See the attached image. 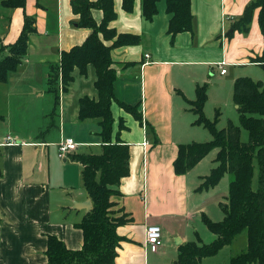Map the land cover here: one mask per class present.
<instances>
[{"label":"crops","instance_id":"crops-1","mask_svg":"<svg viewBox=\"0 0 264 264\" xmlns=\"http://www.w3.org/2000/svg\"><path fill=\"white\" fill-rule=\"evenodd\" d=\"M251 1L191 0L192 31L172 38L167 33L171 14L166 11L165 0L158 1L151 20L143 17L141 0L134 1L131 12L122 9L121 0H114L117 15L110 26L141 35L139 44L111 50L117 68L114 94L117 100L139 103L142 116L139 122L115 100L111 104L113 133L122 118L127 128L120 131V138L129 144L130 153L129 174L121 179L119 194L111 198L113 212L124 213L129 219L117 227L123 240L114 264H176L179 245L193 240L195 232L205 243L197 218L201 213L213 218L211 206L218 199L217 187L201 192L195 188L214 166L215 155L207 167L203 157L197 169L193 166L184 174L174 173L177 145L205 135L195 129L183 103L195 98V85L207 82L215 66L220 74L217 93L224 101L235 78L244 75L264 81V71L255 61L260 56L264 59L258 9L247 32L232 28ZM5 8L9 11L0 13L3 54L17 39L24 15L34 19L35 29L29 34L21 63L5 82H0V264H46L47 235L57 236L71 249L82 246V231L76 223L87 212L75 208L74 203L91 199L82 186L81 165L71 156L92 152L91 148L101 142L98 119L78 118L79 99H97L91 64L84 75L75 69L67 89L60 91L58 128L44 139L36 138L53 106L46 77L61 51L83 42L90 29L75 22L71 0H26L23 8ZM92 15L99 21L102 13L93 9ZM221 61L234 66L232 76L228 70L220 73ZM125 62L130 65L125 66ZM208 92L209 83L207 99L211 95ZM178 97L183 102L180 107ZM7 135L15 142L6 143ZM64 137L73 138L78 146L60 158L57 144ZM152 223L162 231V244L155 252L144 246L145 228ZM205 237L212 239L214 235ZM214 256L192 264H218Z\"/></svg>","mask_w":264,"mask_h":264},{"label":"trees","instance_id":"trees-1","mask_svg":"<svg viewBox=\"0 0 264 264\" xmlns=\"http://www.w3.org/2000/svg\"><path fill=\"white\" fill-rule=\"evenodd\" d=\"M26 0H2L5 7H24ZM135 0H121L122 9L131 12ZM159 0H141L142 15L151 20L157 13ZM166 11L171 14L167 33L173 38L177 33L192 31L191 0H165ZM71 7L77 15L75 22L79 27L90 29L83 42L62 50L57 63L49 66L46 77L48 93L52 94L53 106L46 115L47 121L36 138L44 139L53 129L58 128V104L60 91H65L78 69L86 74L87 66L95 70L94 86L97 99L83 96L79 99L78 118H97L101 138L100 152L74 153L71 158L81 165V181L91 199V209L76 223L83 235L82 246L71 249L55 235H47L46 264H114L117 248L123 237L117 227L129 219L124 213L116 215L112 207V196L119 194L118 186L123 177L129 174V144L120 138V131L127 128L124 120H118L113 133L114 116L111 104L115 100L121 108L141 122L139 103L129 104L117 100L114 94V81L117 77L115 61L111 50L115 47L136 45L141 35L119 32L110 23L116 18L114 0H71ZM99 9L101 19L93 18L92 10ZM258 9L257 20L264 36V0H252L245 7L240 18L233 23V30L247 32L254 11ZM22 29L7 54L0 59V82L8 79L9 73L17 69L26 54L29 34L34 31V19L24 15ZM3 49V47H1ZM254 61V60H253ZM264 71V59L257 57ZM129 63H124L128 65ZM130 65V64H129ZM208 83L195 85V98L186 99L195 118L192 124L202 125L211 134L205 141L179 143L173 160V171L181 175L190 170L211 150H216L214 166L208 174L201 177L196 192L208 190L220 181L224 174L232 178L228 184V194L219 201L223 212L222 219L214 221L205 213L200 217L210 233L212 241L201 242L195 238L178 247L176 264H192L213 256L224 246L231 244L242 231L246 233V246L230 257L228 264H264V81L249 76H239L233 81L232 99L238 113L239 125L228 121L226 127L216 126L219 111L209 119L204 114ZM150 128V127H149ZM241 128L248 132V140L241 141ZM114 134V135H113ZM257 165L256 185L253 187L255 165Z\"/></svg>","mask_w":264,"mask_h":264},{"label":"rangeland","instance_id":"rangeland-1","mask_svg":"<svg viewBox=\"0 0 264 264\" xmlns=\"http://www.w3.org/2000/svg\"><path fill=\"white\" fill-rule=\"evenodd\" d=\"M6 11H9V9L3 7L0 4V13L6 12ZM0 47H1V44H0ZM4 54H3V49H0V59L4 56ZM198 67L199 66H194V68H198ZM224 67H225L226 71L228 70V73H227V74H229L228 76H232V74L234 72V66H232L231 64H227ZM207 68H209V67H207ZM216 69L217 68L215 66L214 71L212 73H210L211 76L209 77V79H207V83H209V92L208 93H211V95L205 103L204 114L207 118L212 119L215 115L216 110H218L219 116H218V120L216 123V126L218 128L226 127L228 121H231L235 125H239L238 113L236 111V106H235L233 99H232V96H231L232 91H233V85H231V87L229 88L228 93L226 94V99L224 101L223 95L219 96L217 93L216 86H220V79H219L220 74H219V70H216ZM257 69H259V68H257ZM259 71H260V69H259ZM207 73H208V71H207ZM178 99L180 100V102H179V107H180L183 102H182L180 97H178ZM183 104H184V107H186V109H188V107H189L188 103L184 102ZM187 113L193 117L192 120L195 118L193 113L189 112V110H187ZM0 125H1L0 126V132H1V129L3 128V124H0ZM193 125H195V124H193ZM176 126H177V123H176ZM171 127L174 130V123L173 122L171 124ZM194 127H195V129H200L202 131V133H204L205 135L202 134L198 137H193L191 139H188L189 141H186V142H190L192 140L204 141V140H208L209 138H211V134L209 133V131L206 128H204L202 125H195ZM149 136H150L149 138L153 139V135L151 132H150ZM174 138H176V137H174ZM195 138H198V139H195ZM200 138H202V139H200ZM247 140H248V132L245 129L241 128V141L245 142ZM91 150L94 153L100 152L99 143L97 146L92 147ZM215 153H216V150H211L203 158L204 162H202V163H206V167L211 163V159H212V157H214ZM199 163L200 162H197L194 165V167L196 168L198 165H201ZM254 165H255V172H254V178H253V183H252L253 187H255V185H256V176H257V165L255 162H254ZM231 178H232V175L230 173H226L223 175V177L220 179V181L217 183V185L214 186V187H217L216 188L217 191L215 192L216 193L215 195H218L217 201L215 202L213 200V204L211 206V212H212L213 218L210 217V219H212L214 221H218V220L222 219V217H223V212L221 211V209L219 207V201L221 199H223L224 196H226L228 194V184H229V181ZM211 200H210V205H211ZM197 219H198L197 220L198 223H200V225H201V231L199 229V232H200V236L204 238V240H205L204 242L208 243V242L212 241L214 237L212 239H209V238L207 239V237H205L207 235L211 236L212 234L210 233V231L207 230V228L203 224L200 215H198ZM193 223L195 224L196 221L194 220ZM203 231L205 233H203ZM245 237H246V233H245V231H242L239 234H237V236L234 238V240L231 242V244L224 246L221 250H219V252H217L216 256H214V257H216L215 259H216L217 263L218 264H228L229 258L231 256L239 253L241 250H243L245 248V246H246V244H245L246 238Z\"/></svg>","mask_w":264,"mask_h":264},{"label":"built area","instance_id":"built-area-1","mask_svg":"<svg viewBox=\"0 0 264 264\" xmlns=\"http://www.w3.org/2000/svg\"><path fill=\"white\" fill-rule=\"evenodd\" d=\"M145 57L148 58L149 55L145 54ZM225 62L221 61L219 63L220 73H225L226 69L224 67ZM6 143H14L15 139L11 135L5 137ZM143 144H146V141H143ZM78 146V143L71 137H64L58 144V157L63 158L67 156V153L75 150ZM162 244V231L161 227L158 224H148L145 228V239L144 246L145 249L155 252L159 249Z\"/></svg>","mask_w":264,"mask_h":264},{"label":"water","instance_id":"water-1","mask_svg":"<svg viewBox=\"0 0 264 264\" xmlns=\"http://www.w3.org/2000/svg\"><path fill=\"white\" fill-rule=\"evenodd\" d=\"M75 208L85 209L86 212H88L91 209V201L88 199L81 203H74Z\"/></svg>","mask_w":264,"mask_h":264}]
</instances>
